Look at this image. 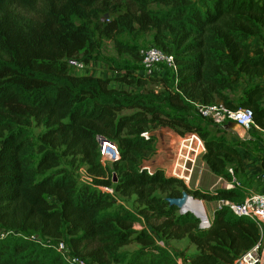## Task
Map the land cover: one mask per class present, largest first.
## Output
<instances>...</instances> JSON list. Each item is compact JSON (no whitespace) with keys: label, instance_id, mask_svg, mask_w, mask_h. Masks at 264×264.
Returning <instances> with one entry per match:
<instances>
[{"label":"trees","instance_id":"16d2710c","mask_svg":"<svg viewBox=\"0 0 264 264\" xmlns=\"http://www.w3.org/2000/svg\"><path fill=\"white\" fill-rule=\"evenodd\" d=\"M121 3L130 11L99 22L101 13ZM157 3L169 8H150ZM135 28L153 30L154 47L173 57L171 80L137 78L128 65L95 59L123 72L121 81H152L161 91L131 94L109 79L70 73L72 61L94 59L95 34L140 62L138 51L116 37ZM263 29L264 0H0V264H70L38 238L63 241L85 264H176L145 228L133 229L135 223L164 240L187 238L195 253L186 264H233L257 244L254 223L225 205L202 229L193 214H180L165 201L186 192L238 203L241 188L192 190L139 162L155 152L151 129L169 128L179 136L198 134L205 165L228 182L243 172L238 147L264 170V156L253 154L249 140L230 141L224 129L211 132L196 113V105L216 101L232 110L248 108L264 134ZM32 124L43 128L36 144ZM98 137L118 151L112 170L100 161ZM62 158L84 167L87 179L80 182L71 167L60 166ZM103 188L134 196L138 212L117 206ZM132 243L138 247L121 250Z\"/></svg>","mask_w":264,"mask_h":264},{"label":"rangeland","instance_id":"374dc122","mask_svg":"<svg viewBox=\"0 0 264 264\" xmlns=\"http://www.w3.org/2000/svg\"><path fill=\"white\" fill-rule=\"evenodd\" d=\"M150 8L153 10H165L169 8V4L167 3H157V4H152L150 5ZM130 7L127 5V3H121L120 5H112L110 7V10L108 13L100 14L98 16L99 22H103L104 20L107 19H116L120 15H124L127 11L129 10ZM92 27V25H91ZM264 30V29H263ZM264 32V31H263ZM152 36H153V30H148L145 32L139 31L138 29L135 28V30L131 33H122L117 35V39L121 41L122 43L126 44L127 46L136 49L139 51L141 48L147 47V46H154L152 43ZM95 38L97 39V47L91 54L92 59L89 63H84L81 60V57L76 59V61H72L69 64V71L73 75H88V76H94V77H99L103 79H109L110 80V85L116 89H121L125 90L131 94H136V93H146L149 90L152 91H161L162 86L158 83H154L152 81H147L146 84L138 86L135 84H130L125 81H121V76L123 72H117L115 70H112L111 68L108 67L104 62L96 60V56L105 58L106 60H112L120 65H128L132 67L133 69L131 70L130 74L137 77V78H143V79H149V78H170V80L173 78V72H171L168 69H153L152 73H148L146 71L142 70V67L140 66V62L135 61L132 56L128 53H122L119 54L118 51L116 50V47L114 45V42L110 39L106 38H97V34H95ZM74 63H83L84 68L80 69L74 65ZM245 83H241L237 89L235 94H239L241 90V86ZM231 94V93H229ZM123 113H129V111H123ZM198 120L201 122L202 126H205L208 130L211 132H216L219 130V128L214 127L211 122L207 120H203L200 117H198ZM43 131L42 127H37L34 124L31 125L30 127V136L31 139L33 140L34 144L37 143V138L39 134ZM151 134L155 137V141L161 139L162 143H167L168 146L172 145L174 148V152L171 154V152L166 154V152H162V154L165 156H168L167 162L168 164L166 165L165 169H167V176H172L169 175L170 171V166L173 163H176L177 161L180 160L179 157H177L176 150H177V145L178 142L180 141V138L182 136H179L176 134L172 129L169 128H156V129H151L150 131ZM243 133V132H242ZM228 140L230 141H235V140H242L239 137H235L233 135H227ZM243 140H249V146L252 149V152L254 155L258 156H264V134L260 131V129H255L251 128L249 131L243 135ZM173 141V142H172ZM113 146V144H111ZM101 144H100V150L101 151ZM35 148V147H33ZM105 149V154L106 157L101 158V153H100V161L101 163L104 164L103 166L109 168L112 170V162L115 159L114 154L111 151V147H107L106 145ZM156 150V149H155ZM32 156H36V152H31ZM156 153L153 152L151 154H148L147 156H144L141 161L139 162L140 166H148L152 162V159L155 157ZM60 166L62 167H71V171L73 174L76 176V178L81 182L85 181L87 179V176L85 174V169L84 167H79L78 163H74V165L70 166V159L69 158H62L60 160ZM170 167V168H169ZM161 169V168H160ZM116 178V176L114 175ZM238 178V177H237ZM116 180V179H115ZM225 179H218L217 176H214L210 171L207 169V167L202 164L199 161V158L196 160L194 166H193V173L190 178V181L186 185L189 189H197L200 191H209L213 192L218 188H224L225 186ZM240 182L242 181L241 179L239 180ZM229 183V182H228ZM157 194L161 196H165V194H160L159 191H156ZM116 205L122 207L124 210L136 214L139 209L138 203L135 201L134 196H122L118 194H113ZM195 200H199L202 203V207L205 208V202L204 200H200L198 198H194ZM214 201V200H213ZM216 201V200H215ZM239 202V201H238ZM217 203V202H214ZM221 204V203H219ZM205 213L207 217L209 218L206 208H205ZM210 219V218H209ZM135 230H138V224L135 223L132 227ZM36 237V236H33ZM37 238V237H36ZM38 241L46 247H52L55 249L58 241H51L47 238H42L40 240L38 238ZM261 251L260 254L261 256L264 255V235L261 240ZM138 247V244L132 243L126 247H123L121 250L122 251H132ZM173 249V248H172ZM263 249V250H262ZM178 254L183 256V252L178 251ZM264 259V256H262ZM264 264V260H263Z\"/></svg>","mask_w":264,"mask_h":264},{"label":"built area","instance_id":"2783aa9c","mask_svg":"<svg viewBox=\"0 0 264 264\" xmlns=\"http://www.w3.org/2000/svg\"><path fill=\"white\" fill-rule=\"evenodd\" d=\"M140 56V66L143 71L152 73L153 69H168L171 72H175L176 66L174 59L171 55L162 52L160 49L154 46H147L141 48L138 51ZM74 65L80 69L84 68L83 63H74ZM197 115L203 119L211 122V124L219 129H223L224 125L228 122H235L238 128L243 131V135L251 128L259 129L253 122L252 112L248 108H238L235 110L226 108L220 101L213 102L209 105H196ZM146 135V133H145ZM238 135V136H237ZM242 135V136H243ZM237 137H241L237 132ZM103 138L98 137L100 142ZM111 142H103L101 147V158L106 157L105 149L111 147V151L115 155L116 159L119 154L116 147L111 145ZM205 152L204 143L196 133H187L180 138L177 145L176 154L180 158L179 161L174 163L169 171V175L182 180L187 185L193 173V166L196 160ZM108 159V157H106ZM114 159V160H115ZM113 160V161H114ZM102 162V161H101ZM104 165V164H103ZM148 172H151L148 169ZM231 173V170H230ZM238 185L235 182H226L224 188H234ZM104 191L113 196L114 192L110 188H103ZM221 205L228 207L230 212L238 217H246L251 220L257 227L260 233V240L250 250L240 255L233 264H263V258L260 254L261 240L264 235V193L248 194L240 202L234 203L230 201H220ZM202 204V203H201ZM138 229L145 228L149 234L154 237L155 242L166 248L165 240L151 230L150 227L143 226L139 223ZM200 228L207 229L210 226V219L205 215L204 219H200ZM2 236V234H1ZM36 239V237H31ZM55 249L63 256L64 260L70 264H85L84 261L78 257H72L69 255V251L63 241H59ZM176 264H186L185 258H183L176 251L169 250Z\"/></svg>","mask_w":264,"mask_h":264},{"label":"crops","instance_id":"0c3cea01","mask_svg":"<svg viewBox=\"0 0 264 264\" xmlns=\"http://www.w3.org/2000/svg\"><path fill=\"white\" fill-rule=\"evenodd\" d=\"M263 82H264V79H263ZM240 131L241 130L238 127L235 129L226 130V135L228 136L233 135L237 137L238 135L236 136V134L237 132L241 133ZM240 135H241L240 139L242 138L243 140V136H242L243 134H240ZM172 145L168 146L167 143H162L161 139L155 141L154 147L156 149L155 150L156 155L152 159V162L150 163V165L145 166V167L148 168L150 171H153L154 169H157V168H161L164 170V174L167 176L168 168L165 169V167L168 164L166 160L169 157L166 155L164 156L162 152H166V154L167 153L169 154L171 152L172 154L174 152V148ZM237 151L241 156L242 165H243V172L239 173L237 175L238 178L235 180V183L238 185L237 187L241 188L244 194V197L247 196L248 194L264 193V170L261 166L260 160L257 157L252 156L250 152H248L246 149L242 147H238ZM199 161L205 165L204 161L202 160V155L199 157ZM218 179H222V178L218 177ZM240 179L242 180L241 182L239 181ZM226 182L228 181H225V183ZM203 202H205L206 212L211 220L215 212V209L219 205H221L219 204L220 201L219 200H216V201L215 200L214 201L204 200ZM214 202H217V203H214ZM165 243H166V248L168 250H173L176 252L178 251L183 252L184 253L183 257L186 259L191 258L193 254L195 253L194 245L190 244L187 238H184L180 241L165 240Z\"/></svg>","mask_w":264,"mask_h":264},{"label":"water","instance_id":"95a60500","mask_svg":"<svg viewBox=\"0 0 264 264\" xmlns=\"http://www.w3.org/2000/svg\"><path fill=\"white\" fill-rule=\"evenodd\" d=\"M237 127L238 126L235 122H228L224 125L223 129L226 131V130H230V129H235ZM103 142H108V141H106L105 139H102L99 142V144H101V146H102ZM165 201L167 202V204L169 206H175L178 209L180 214H184L186 212H189V213L193 214V216L199 220L205 218V216H204V218H202V217L195 215L190 209H188L186 207L190 202H197L201 205V201L195 200L192 196H190L186 192H182L180 197H176V198L167 197V198H165Z\"/></svg>","mask_w":264,"mask_h":264},{"label":"bare ground","instance_id":"6f19581e","mask_svg":"<svg viewBox=\"0 0 264 264\" xmlns=\"http://www.w3.org/2000/svg\"><path fill=\"white\" fill-rule=\"evenodd\" d=\"M240 134H243V131H240ZM188 209H190L195 215L204 218L206 215L205 208L202 207V204L200 205L197 202H190L187 206Z\"/></svg>","mask_w":264,"mask_h":264}]
</instances>
